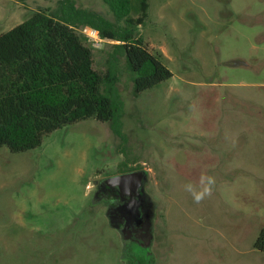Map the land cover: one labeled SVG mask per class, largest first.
Returning a JSON list of instances; mask_svg holds the SVG:
<instances>
[{
	"label": "rangeland",
	"instance_id": "rangeland-1",
	"mask_svg": "<svg viewBox=\"0 0 264 264\" xmlns=\"http://www.w3.org/2000/svg\"><path fill=\"white\" fill-rule=\"evenodd\" d=\"M75 1L113 19L103 0ZM56 2L0 0V34ZM148 3L139 32L172 76L135 95L122 74L125 140L87 118L30 150L0 146V264H132L125 253L137 243L93 199L94 181L124 163L147 171V264H264L254 248L264 228V0ZM91 41L105 71L113 42ZM201 173L215 186L195 204L182 184Z\"/></svg>",
	"mask_w": 264,
	"mask_h": 264
},
{
	"label": "trees",
	"instance_id": "trees-1",
	"mask_svg": "<svg viewBox=\"0 0 264 264\" xmlns=\"http://www.w3.org/2000/svg\"><path fill=\"white\" fill-rule=\"evenodd\" d=\"M103 1L113 19L75 0H57L54 7L35 10L0 34V146L11 152L30 150L52 131L87 118L108 122L125 140V102L117 88L122 74L129 76L135 95L172 76L163 54L151 49L139 32L148 0ZM84 28L113 42L105 71L96 68ZM137 167L124 163L118 172ZM254 248L264 253V228ZM125 256L132 264L150 259L139 244Z\"/></svg>",
	"mask_w": 264,
	"mask_h": 264
},
{
	"label": "water",
	"instance_id": "water-1",
	"mask_svg": "<svg viewBox=\"0 0 264 264\" xmlns=\"http://www.w3.org/2000/svg\"><path fill=\"white\" fill-rule=\"evenodd\" d=\"M146 180L147 171L143 169L120 172L100 180V186L116 191L119 200L118 204L106 209L109 223L119 230L124 240L134 242V230L140 225V246L144 247L151 243L154 205L145 192Z\"/></svg>",
	"mask_w": 264,
	"mask_h": 264
},
{
	"label": "clouds",
	"instance_id": "clouds-1",
	"mask_svg": "<svg viewBox=\"0 0 264 264\" xmlns=\"http://www.w3.org/2000/svg\"><path fill=\"white\" fill-rule=\"evenodd\" d=\"M215 186L214 176L201 173L197 181H185L182 184L183 191L191 197L193 203L200 204L210 197Z\"/></svg>",
	"mask_w": 264,
	"mask_h": 264
},
{
	"label": "flooded vegetation",
	"instance_id": "flooded-vegetation-1",
	"mask_svg": "<svg viewBox=\"0 0 264 264\" xmlns=\"http://www.w3.org/2000/svg\"><path fill=\"white\" fill-rule=\"evenodd\" d=\"M132 170H136V169H132ZM130 171V170H127ZM124 172V171H123ZM120 173V172H119ZM95 185H96V189H95V194L94 197H101L103 200L107 201V208L110 205H116L118 204L119 200L117 197V192L112 190V189H105L103 187L100 186V180L99 181H94ZM93 197V199H94ZM119 231V230H118ZM134 240L137 244L142 243V239H141V226L139 225L135 230H134ZM130 241V240H128Z\"/></svg>",
	"mask_w": 264,
	"mask_h": 264
},
{
	"label": "built area",
	"instance_id": "built-area-1",
	"mask_svg": "<svg viewBox=\"0 0 264 264\" xmlns=\"http://www.w3.org/2000/svg\"><path fill=\"white\" fill-rule=\"evenodd\" d=\"M83 32L86 33L89 37H92L94 39H99L98 32L91 28H84ZM101 39V38H100Z\"/></svg>",
	"mask_w": 264,
	"mask_h": 264
}]
</instances>
